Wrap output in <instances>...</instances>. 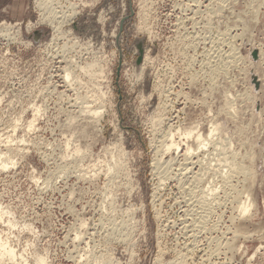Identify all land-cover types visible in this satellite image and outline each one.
Instances as JSON below:
<instances>
[{
    "label": "rangeland",
    "instance_id": "1",
    "mask_svg": "<svg viewBox=\"0 0 264 264\" xmlns=\"http://www.w3.org/2000/svg\"><path fill=\"white\" fill-rule=\"evenodd\" d=\"M52 6L0 16V264H264V0Z\"/></svg>",
    "mask_w": 264,
    "mask_h": 264
},
{
    "label": "bare ground",
    "instance_id": "2",
    "mask_svg": "<svg viewBox=\"0 0 264 264\" xmlns=\"http://www.w3.org/2000/svg\"><path fill=\"white\" fill-rule=\"evenodd\" d=\"M53 1L54 0H35V3H36V6L39 8V11H40V15H41V18L39 17V19H41V21L40 22H42V21H44V22H46L49 26H51L52 28H53V31L54 32H58L59 31V29L61 28V25L63 24V22L62 21H68V20H70L73 16H75L74 14H75V12H73L72 10L68 13L67 12V10L68 9H66V11H62L61 9H60V11H57L56 9H55V7H53L52 5H53ZM83 3H85V2H83ZM72 4V3H71ZM86 4V3H85ZM89 4V3H88ZM76 5V4H75ZM57 6V5H56ZM67 6V5H66ZM73 7H74V5H73ZM66 8V7H65ZM71 8V7H70ZM74 11H76V10H74ZM58 12H60V13H58ZM67 12V13H66ZM39 21V20H38ZM33 25H31V27H32ZM53 32V33H54ZM54 37V36H53ZM53 37H52V39H53ZM55 38V37H54ZM51 39V40H52ZM253 50H256V49H253ZM257 63H258V65L259 66H264V52H263V50L260 48L259 50H258V52H257ZM254 74V73H253ZM67 76V75H66ZM253 77V76H252ZM256 80V79H255ZM259 80V79H258ZM258 80H256V81H258ZM94 111V110H93ZM82 113V112H81ZM96 114V113H95ZM200 137V136H199ZM169 141V140H168ZM162 142V141H161ZM165 143V142H164ZM166 143H168L167 141H166ZM165 143V144H166ZM161 144V143H160ZM169 148L171 147V146H173V142H169ZM162 145V144H161ZM167 145V144H166ZM165 145V146H166ZM164 146V145H163ZM164 146V147H165ZM178 148V147H177ZM185 152V151H184ZM185 154H187V153H185ZM186 157V156H185ZM188 157V156H187ZM188 161V160H187ZM157 162V161H156ZM158 163V162H157ZM167 163H168V161H167ZM6 165V163L4 162V166ZM156 165H158V164H156ZM178 169V168H177ZM180 169V168H179ZM187 169H189V168H187ZM188 171V170H187ZM162 173V172H161ZM166 179V178H165ZM245 180V179H244ZM180 185V184H179ZM193 185V184H192ZM184 189V188H183ZM238 193V192H237ZM239 195V194H238ZM246 196V195H245ZM237 197V196H236ZM235 197V198H236ZM240 198V197H239ZM235 200V199H234ZM236 200H238V199H236ZM184 201V200H183ZM249 201V200H248ZM248 201H245L246 203L248 202ZM245 202L243 201V202H241L240 203V205L238 206V208H239V213L240 214H242V215H245V213H247L248 212V210H249V205H247V204H245ZM250 202V201H249ZM189 203V202H188ZM249 204H251V203H249ZM252 205V204H251ZM208 208V207H207ZM238 214V213H237ZM201 222V221H200ZM186 225V224H185ZM191 234V233H190ZM3 245V244H2ZM234 245V244H233ZM2 247V246H1ZM3 248V247H2ZM5 249V248H4ZM193 249V248H192ZM12 254V252H11V249L9 250V249H5L4 250V252L2 251L1 253H0V255H2V254ZM38 261H40V259H38ZM42 263H44V261H42Z\"/></svg>",
    "mask_w": 264,
    "mask_h": 264
},
{
    "label": "crops",
    "instance_id": "3",
    "mask_svg": "<svg viewBox=\"0 0 264 264\" xmlns=\"http://www.w3.org/2000/svg\"><path fill=\"white\" fill-rule=\"evenodd\" d=\"M30 0H0V16L21 20L27 16Z\"/></svg>",
    "mask_w": 264,
    "mask_h": 264
},
{
    "label": "water",
    "instance_id": "4",
    "mask_svg": "<svg viewBox=\"0 0 264 264\" xmlns=\"http://www.w3.org/2000/svg\"><path fill=\"white\" fill-rule=\"evenodd\" d=\"M252 58L254 59V60H256L257 59V51L256 50H253L252 51ZM140 61V58L138 59V62ZM255 76H253V81H254V83H255V86L256 87H258V81H256L255 80Z\"/></svg>",
    "mask_w": 264,
    "mask_h": 264
}]
</instances>
